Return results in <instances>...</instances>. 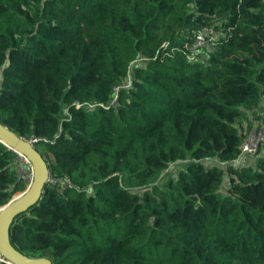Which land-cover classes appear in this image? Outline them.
<instances>
[{"label": "trees", "instance_id": "1", "mask_svg": "<svg viewBox=\"0 0 264 264\" xmlns=\"http://www.w3.org/2000/svg\"><path fill=\"white\" fill-rule=\"evenodd\" d=\"M199 33L215 50L190 59ZM0 122L53 180L12 224L22 253L264 264V142L241 148L264 126V0H0ZM20 165L0 141V207Z\"/></svg>", "mask_w": 264, "mask_h": 264}, {"label": "water", "instance_id": "2", "mask_svg": "<svg viewBox=\"0 0 264 264\" xmlns=\"http://www.w3.org/2000/svg\"><path fill=\"white\" fill-rule=\"evenodd\" d=\"M0 141L26 156L34 169L32 181L27 189L15 194L7 204L0 207V260L7 264H54L49 257H30L22 253L10 239V229L16 217L42 199L44 188L51 176L49 163L32 140L25 139L2 122Z\"/></svg>", "mask_w": 264, "mask_h": 264}, {"label": "built area", "instance_id": "3", "mask_svg": "<svg viewBox=\"0 0 264 264\" xmlns=\"http://www.w3.org/2000/svg\"><path fill=\"white\" fill-rule=\"evenodd\" d=\"M215 37L214 36H209L205 35L203 33L197 34L195 41L193 45L189 46V50L194 51V54L190 55V59H193L195 57H202L205 58L207 57L210 52H213L215 50V43H214ZM168 43L165 42L163 46H167ZM189 57V56H188ZM33 142L37 141V138L32 139ZM264 142V126H260L257 129L251 130L248 135L244 138L241 148L242 152L244 154L249 155V157H254L256 153L258 152L260 145ZM18 153V152H17ZM19 154V159L21 162H25L28 164L27 172L24 169V166L20 165L19 169L22 175L26 177V179L30 182L32 181L33 178V165L32 163L27 159L26 156H23L22 154ZM26 161H25V160ZM49 181H53L51 176L49 178ZM62 189H65L68 187L67 182H62L61 183Z\"/></svg>", "mask_w": 264, "mask_h": 264}, {"label": "rangeland", "instance_id": "4", "mask_svg": "<svg viewBox=\"0 0 264 264\" xmlns=\"http://www.w3.org/2000/svg\"><path fill=\"white\" fill-rule=\"evenodd\" d=\"M25 160V159H24ZM26 161V160H25ZM28 170L26 169V172H27ZM174 171H176V167H174L173 168V170L172 171H168L161 179H160V181H161V183L162 184H164V183H166L167 181H168V179L173 175V172Z\"/></svg>", "mask_w": 264, "mask_h": 264}, {"label": "bare ground", "instance_id": "5", "mask_svg": "<svg viewBox=\"0 0 264 264\" xmlns=\"http://www.w3.org/2000/svg\"><path fill=\"white\" fill-rule=\"evenodd\" d=\"M0 258H2V256L0 255Z\"/></svg>", "mask_w": 264, "mask_h": 264}]
</instances>
